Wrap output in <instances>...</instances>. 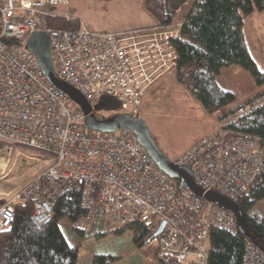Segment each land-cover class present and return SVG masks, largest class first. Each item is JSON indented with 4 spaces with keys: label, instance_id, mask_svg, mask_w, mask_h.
<instances>
[{
    "label": "built area",
    "instance_id": "2783aa9c",
    "mask_svg": "<svg viewBox=\"0 0 264 264\" xmlns=\"http://www.w3.org/2000/svg\"><path fill=\"white\" fill-rule=\"evenodd\" d=\"M68 4L0 0V140L43 150L53 161L0 204V230L11 227L15 207L28 199H33L34 225L49 223L54 199L76 191L81 214L73 221L75 229L103 232L134 222L156 224V229L164 220L162 232L149 239L156 243L160 264H208L209 229L234 232L235 215L191 189L179 188L132 131L88 128L81 109L47 81L25 48L31 32H47L56 72L92 108L113 99L121 113L139 116L150 88L176 73L174 41L180 23L112 32L95 31L82 22L76 30L53 27L51 19L72 17L60 9ZM247 100L234 110L223 108L217 128L211 126L171 159L190 168L203 194L216 191L236 201L262 169L264 139L222 128L264 102V87ZM243 264H264V250L250 237Z\"/></svg>",
    "mask_w": 264,
    "mask_h": 264
},
{
    "label": "trees",
    "instance_id": "16d2710c",
    "mask_svg": "<svg viewBox=\"0 0 264 264\" xmlns=\"http://www.w3.org/2000/svg\"><path fill=\"white\" fill-rule=\"evenodd\" d=\"M188 1L144 0L143 5L152 16L153 24L167 26L180 23V35L174 41L177 49L175 78L178 83L187 86L201 107L211 114L236 103L235 94L217 81L222 67L237 65L250 74L257 86L264 85V71L259 69L251 55L244 36L245 18L255 10L263 11L264 0H193L187 14L177 21L178 11ZM80 22L74 17L50 20L53 27L70 30L78 29ZM241 104L243 101L231 109ZM224 128L243 135H259L264 139V102ZM11 145L12 149H18L30 158H52L50 153L40 149ZM262 199L264 164L249 189L236 200L246 213L249 226L260 238L258 245L264 250V213L257 208ZM32 210L33 199L16 206L11 227L0 230V264H77L79 243H69L63 233L60 221L65 218L81 237L90 236L100 240L109 233L119 236L128 232L137 245L147 244L156 227V224L134 222L103 232H98L94 227L88 231L77 230L73 227V221L81 214V207L80 193L75 191H68L54 199L53 218L41 227L31 221ZM246 237L238 229L228 232L211 227L208 264H243ZM111 258L110 255L97 253L93 255L92 262L109 264ZM158 259L161 263L162 258Z\"/></svg>",
    "mask_w": 264,
    "mask_h": 264
},
{
    "label": "rangeland",
    "instance_id": "374dc122",
    "mask_svg": "<svg viewBox=\"0 0 264 264\" xmlns=\"http://www.w3.org/2000/svg\"><path fill=\"white\" fill-rule=\"evenodd\" d=\"M192 2L193 0H189L178 11L177 21L187 14ZM143 3L144 0H69L67 7L62 6L60 9L64 8V11L71 13L72 17L79 19L92 30L112 32L152 24L153 18L145 10ZM246 34L250 52L259 69L264 71V28L254 30L251 27L249 30L247 29ZM244 72L249 80H252L250 74L246 70ZM158 83L150 88L145 101L146 107L139 116L147 123L161 150L172 159L194 139L201 134H206L211 126L217 128L218 117L227 110V107L226 110L209 115L207 112H201L202 109L187 86L178 83L175 75L157 85ZM262 87L264 85L228 108L250 99L252 95L259 94ZM93 110L101 117L121 113L119 106H111L104 101L94 103ZM203 111L205 110L203 109ZM12 148L11 144L0 140V184L2 183L1 189L7 195L6 198L44 172L53 163L51 159L47 158H30L23 155L18 149ZM4 201L3 199L2 202ZM257 208L260 213H264V199L257 204ZM60 226L69 243H79V254H88L96 247L105 251L118 238H121L126 245L134 244L127 232L119 236L109 233L102 239L96 240L90 236H79L73 231L67 218L60 221ZM155 246L154 241L145 244V247H148L150 251H154Z\"/></svg>",
    "mask_w": 264,
    "mask_h": 264
},
{
    "label": "water",
    "instance_id": "95a60500",
    "mask_svg": "<svg viewBox=\"0 0 264 264\" xmlns=\"http://www.w3.org/2000/svg\"><path fill=\"white\" fill-rule=\"evenodd\" d=\"M25 48L33 53L47 81L55 88L64 92L81 109L85 115L86 126L88 128L101 132H110L118 128L132 131L136 135L137 141L146 149L157 167L169 177L177 180L179 188L191 189L197 195H203L207 200L232 212L236 217L237 229L242 234L252 238L257 244L260 242L258 234L249 226L246 213L239 204L216 191H207L203 194L190 168L188 166L175 164L171 158L161 150L142 117L125 113H117L109 117L98 116L93 111L89 101H87L74 86L67 83L56 72L50 55L49 34L47 32H31L25 42ZM109 101L111 102V104L109 103L111 106H117V102L113 99ZM164 225L165 221H161L153 232V237L162 232Z\"/></svg>",
    "mask_w": 264,
    "mask_h": 264
},
{
    "label": "crops",
    "instance_id": "0c3cea01",
    "mask_svg": "<svg viewBox=\"0 0 264 264\" xmlns=\"http://www.w3.org/2000/svg\"><path fill=\"white\" fill-rule=\"evenodd\" d=\"M244 25L247 26L248 30L251 27L254 30L264 28V10L263 11L255 10L252 13H250L245 18ZM245 26H244V36L247 43V34H246L247 29H245ZM244 71L245 70L243 68L237 65H229L222 67L219 71V74L217 75L218 83L223 88L231 90L235 94L236 101L244 99L245 96L252 94L253 92L257 91L260 88V86H257L254 83L252 78H251L252 80H249V78L246 76V73ZM1 184H0V201L2 202L3 199L4 200L6 199L7 195L1 189ZM105 251H103L99 247H96L93 248L92 251L89 252L88 254H78L77 264H93L92 262L93 255L97 253L112 256L109 264H160L155 250L150 251L148 247H145V244L137 245L135 243L134 244L130 243L129 245H126L121 238L115 239V243L112 246L108 247V249H106Z\"/></svg>",
    "mask_w": 264,
    "mask_h": 264
},
{
    "label": "bare ground",
    "instance_id": "6f19581e",
    "mask_svg": "<svg viewBox=\"0 0 264 264\" xmlns=\"http://www.w3.org/2000/svg\"><path fill=\"white\" fill-rule=\"evenodd\" d=\"M249 113H250V112H249ZM249 113H247V114H249ZM247 114H246V115H247ZM246 115H245V116H246ZM228 123H229V122H226L225 125H227ZM225 125H224L222 128L225 129V130H227L226 128H224ZM66 192H68V191H65V192H63V193H66ZM75 192H76V191H75ZM63 193H61V194H63ZM61 194H60V195H61ZM57 197H58V196H57ZM57 197H56V198H57ZM17 206H18V205H17ZM14 220H15V219H14ZM14 220H13V222H14ZM161 221H164V220H161ZM155 230H156V229H155ZM155 230H154V231H155Z\"/></svg>",
    "mask_w": 264,
    "mask_h": 264
},
{
    "label": "flooded vegetation",
    "instance_id": "af4514ba",
    "mask_svg": "<svg viewBox=\"0 0 264 264\" xmlns=\"http://www.w3.org/2000/svg\"><path fill=\"white\" fill-rule=\"evenodd\" d=\"M108 103H110L109 101H107Z\"/></svg>",
    "mask_w": 264,
    "mask_h": 264
}]
</instances>
